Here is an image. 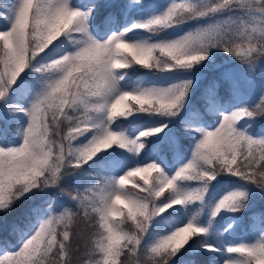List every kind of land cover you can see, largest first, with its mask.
Masks as SVG:
<instances>
[{
	"label": "snow or ice",
	"instance_id": "1",
	"mask_svg": "<svg viewBox=\"0 0 264 264\" xmlns=\"http://www.w3.org/2000/svg\"><path fill=\"white\" fill-rule=\"evenodd\" d=\"M258 120L264 0H0V264H264Z\"/></svg>",
	"mask_w": 264,
	"mask_h": 264
},
{
	"label": "trees",
	"instance_id": "2",
	"mask_svg": "<svg viewBox=\"0 0 264 264\" xmlns=\"http://www.w3.org/2000/svg\"><path fill=\"white\" fill-rule=\"evenodd\" d=\"M4 2H8V0H4ZM83 2H87V0H83ZM149 2H157V3H166L167 0H149ZM106 11L102 9V13ZM142 35V33H141ZM226 58L223 55H220L217 57L216 64L217 65H223L225 64ZM206 79L202 82L201 87L197 90V95L195 97V100L199 103H202L201 95L200 93L203 91L204 85L211 81H217L220 85V94L227 96L229 91V85L221 78L220 71L216 69L215 67H210L206 70ZM145 78V73H131V78L129 80V84L132 86H135L137 82H139L141 79ZM150 79L157 82H164L159 76H153ZM260 79V74H257V81ZM255 89H253L254 94ZM5 139L12 143L17 137L14 132V128L11 124L5 125ZM253 132L259 134L261 131H264V120H258L253 129ZM174 157H172V160L174 162ZM138 179V177L136 178ZM66 187H71L72 184L70 181H66L65 184ZM132 185L129 184L128 187H131ZM49 199L48 195H41L37 194L32 201H29L23 205H20L14 212L7 216L0 217V239H2L5 242V245L7 248L12 249L14 247L13 239L16 237V233L11 231V226L15 224L17 221L22 220L27 212V210L33 206H41L43 207L45 205V201ZM261 209H264V198H261L259 195H256L252 201L251 206L249 207L248 211L246 212L244 216V224L240 228L237 229V231L234 234L233 239L234 240H240V239H248L252 235V231L256 227V225L253 224V216L252 214L254 212H259ZM230 217H225V220L222 221V224H226ZM78 229L80 231H84V225L81 223L78 226ZM216 261H219V257H216ZM200 264H212L211 260L208 261H200Z\"/></svg>",
	"mask_w": 264,
	"mask_h": 264
}]
</instances>
